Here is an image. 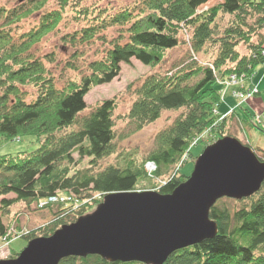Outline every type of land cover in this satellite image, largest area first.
I'll return each instance as SVG.
<instances>
[{
	"label": "trees",
	"instance_id": "obj_1",
	"mask_svg": "<svg viewBox=\"0 0 264 264\" xmlns=\"http://www.w3.org/2000/svg\"><path fill=\"white\" fill-rule=\"evenodd\" d=\"M209 1L139 0L105 17L98 11L92 24L65 39L72 44L106 41L103 32L113 27L119 34L108 41L111 45L103 59L89 63L88 74L64 87L56 86L44 60L35 57L31 49L59 26L66 7L72 5L76 10L80 0H59L57 9L41 15L39 24L18 39L6 26L41 11L47 1L27 0L17 8L0 10V142L31 136L39 143L31 152L0 154L2 238L7 236L4 219L15 204H38L60 192L73 193L77 207L74 203L48 204L45 208H60L51 221L24 237L30 241L50 236L99 204L102 199L98 195L139 189V183L148 179L143 170L148 159L157 164L154 185L170 178L166 185H158L163 194L171 193L188 178L182 169L174 168L193 140L217 121L215 109L220 105L223 86L220 81L232 75L252 77L264 64V0H222L199 13ZM84 14L88 16L90 11L86 9ZM182 44L189 48L188 61L176 71L145 77L124 117H115V99L99 102L82 116L88 110V92L116 78L121 63L135 58L155 68L163 63L167 52ZM30 84L37 94L27 101L28 94L21 87ZM164 111L179 114L157 134L155 148L141 164L125 157L121 162L102 165L117 154V141L155 123ZM237 111L216 127L217 138L225 135L229 119L254 124L249 109L245 111L247 118L241 114L237 117ZM118 121L126 122L125 131L118 132ZM85 158L88 166L79 167ZM10 193L15 197L6 198ZM239 203L230 207L221 198L210 211V217L218 223L217 236L176 251L164 264H264V182L255 195L239 199ZM60 264L144 263L111 262L100 255H88L70 256Z\"/></svg>",
	"mask_w": 264,
	"mask_h": 264
},
{
	"label": "rangeland",
	"instance_id": "obj_2",
	"mask_svg": "<svg viewBox=\"0 0 264 264\" xmlns=\"http://www.w3.org/2000/svg\"><path fill=\"white\" fill-rule=\"evenodd\" d=\"M26 1L27 0H0V10L17 8ZM46 1V5L41 11L32 13L29 17L23 18L10 27L6 26L8 29H12V33L15 34L16 39L23 33L37 26L41 15L59 7V0ZM137 1L139 0H80V6L76 10L75 6L68 5L65 9L64 18L59 26L47 34L39 43L35 44L31 49V53L35 57L44 60L49 74L54 78L57 87H64L70 81L79 82L84 75L89 73L88 65L90 62L103 59L106 56V50L111 45L108 41L117 37L119 31L117 27H113L103 32L108 38L106 41L93 39L86 43L72 44L68 39H65V37L74 35L75 31L92 24L91 20L99 14L98 11L100 13L103 12L105 17V15L113 14L127 6H132ZM220 1L222 0H210L207 4L200 7L198 12L202 13L208 11ZM86 9L90 11L88 16L84 14ZM1 22L4 23V20L1 19ZM51 57L53 58L50 59ZM188 59L189 48L187 45L182 44L178 48L167 52L163 63L155 68L145 65L135 58L131 59L130 63H121V71L116 78L110 83L95 86L88 92L85 97L88 110H86L82 116L89 114L91 107L99 102L107 99H115L118 104L115 110V117L117 119L122 116L124 117V115L129 112L135 99L136 88L142 84L145 77L152 73H170L176 71L181 68ZM220 82L223 85L220 90L221 102L220 105L217 106V109H215L218 119L212 126L216 128L224 118L230 116L233 107H236L239 113L245 118H247L245 113L246 108L249 109L254 115L252 122H254L255 125H246L243 122L240 124L238 121L229 119L224 128L225 135L219 139L226 136L239 138L244 144H250L253 149L255 148L254 151L264 160V64L257 68L252 77H247L242 80V78L233 79V76H230L226 80ZM249 86L252 87L250 95H248L250 91ZM256 86L260 89L259 94L254 93ZM21 88L28 94L26 96L27 101H31L35 98L37 89L34 88V85H25ZM235 92L243 94H237L235 96ZM239 95L242 96L240 97ZM178 114L179 112L164 111L161 118L155 123L149 124L124 140L117 141V154L106 159L102 165L121 162L125 157L130 159L133 158L137 161V164H141L143 159L155 148L157 134L170 126ZM126 126V122L118 121V132L125 131L124 129ZM205 139L208 140V143H211L218 138L217 134L212 132L210 137L206 134ZM38 146L39 143L31 136L7 142L1 141L0 154H17L23 151L31 152L38 148ZM205 146H207V142L202 141L198 150H202ZM75 157L78 158L77 153H75ZM196 161V158H192L182 168V172L186 175L191 174ZM88 162L89 160L87 158L83 159L79 167L86 168L89 164ZM151 183H153V181L149 178L141 181L138 185V191L152 187L154 183ZM3 197L4 196H0V202ZM5 197L10 199L15 197V194L10 193ZM51 198L53 202L48 201V203H45V200H40L38 204L35 202H19L15 204L10 213L6 215L5 223L7 226L13 223L16 230L14 229L15 232L12 231V233L10 231L11 234H9L7 240L3 239L0 235V259L11 258V255L16 252H21L28 245V239L24 237L25 234H28L30 230H37L39 227L46 225L52 220L54 216L53 213L60 208V205L45 208L48 204L59 203L69 206L74 203L73 205L77 207V203L74 202V199H69V197H66L64 194H62V196H55L57 200L59 199L58 201H54V196ZM224 199L230 207H238L241 205L239 199L228 198L227 200L226 197H224ZM38 205L39 207L42 205L43 209H39ZM96 209L95 206L86 213L90 214ZM11 238L13 240L9 242Z\"/></svg>",
	"mask_w": 264,
	"mask_h": 264
},
{
	"label": "water",
	"instance_id": "obj_3",
	"mask_svg": "<svg viewBox=\"0 0 264 264\" xmlns=\"http://www.w3.org/2000/svg\"><path fill=\"white\" fill-rule=\"evenodd\" d=\"M264 182V161L251 147L227 136L208 146L190 178L171 193L113 192L99 208L40 236L0 264H60L70 256L164 264L178 250L214 239L211 208L224 197L243 199Z\"/></svg>",
	"mask_w": 264,
	"mask_h": 264
},
{
	"label": "bare ground",
	"instance_id": "obj_4",
	"mask_svg": "<svg viewBox=\"0 0 264 264\" xmlns=\"http://www.w3.org/2000/svg\"><path fill=\"white\" fill-rule=\"evenodd\" d=\"M233 77H235V78H239V75H232ZM240 76H245V75H240ZM244 78H247L246 76L245 77H242V80L244 79ZM250 87V91L248 92V95H250V92H251V89H252V87L251 86H249ZM255 91H254V93L255 94H259L260 93V89H259V87L258 86H256L255 87ZM237 111V108L236 107H233L232 108V110H231V113H233V112H236ZM238 112V111H237ZM239 115H240V113L238 112V115H237V117H239ZM244 117V116H243ZM173 123V122H172ZM171 123V124H172ZM242 122H240V124H241ZM170 124V125H171ZM243 125V124H242ZM169 127V126H168ZM214 128V129H213ZM243 128V127H242ZM216 128L215 127H213V126H211V127H209V128H207L202 134H200L198 137H196L194 140H193V142H192V144H191V146L188 148V150H187V152L183 155V158L180 160V162H179V164L177 165V167H175L174 168V171H179V169L181 170L192 158H196L197 159V161H198V159L202 156V153L206 150V148L208 147V146H210V145H212L213 143H215L217 140H219V138L217 139V140H214V142H211V143H208V140L207 139H205V135L206 134H208V137H210V134H212V132H214V130H215ZM227 137V136H226ZM236 138V137H235ZM237 139H239V138H237ZM240 140V139H239ZM202 141H205V142H207V146H205L202 150H198V147H199V145H200V143L202 142ZM241 141V140H240ZM242 142V141H241ZM243 143V142H242ZM244 144V143H243ZM244 145H246V144H244ZM246 146H249V147H251V149L253 150V152L257 155V153L254 151V149H253V147L249 144V145H246ZM198 150V151H197ZM191 152H192V154H191ZM257 157L260 159V157L257 155ZM261 160V159H260ZM197 161H196V163H197ZM261 161H263V160H261ZM196 163H195V166H194V168H193V171H194V169H195V167H196ZM150 165H152L153 167H154V165L155 166H157V164H156V162L155 161H153L152 159H148V160H145L144 161V163H143V170H144V172H145V174L148 176V178L149 179H151L152 181L155 179L156 180V178H155V174H156V172H157V170H152L151 168H150ZM150 168V169H149ZM177 168V169H176ZM192 171V172H193ZM173 171H171V173H172ZM149 173H152V174H149ZM192 174V173H191ZM191 174H189V176H188V178L185 180V181H187L189 178H190V176H191ZM149 175H153V176H149ZM169 180H170V178L169 177H166V178H164V179H162V180H158L157 181V185H153V187H149V188H147L146 190H142V191H158V192H160L159 191V184L161 185V184H163V185H166L168 182H169ZM184 181V182H185ZM183 183V182H182ZM151 184H153V183H151ZM181 184V183H180ZM179 184V185H180ZM178 185V186H179ZM177 186V187H178ZM132 191H138V189L137 190H132ZM142 191H139V192H142ZM120 192H130V191H120ZM62 194H64L66 197L68 196L69 197V199H71V198H73L74 199V194L73 193H64V192H60V194H59V196L61 195L62 196ZM108 194H110V193H108ZM256 194V193H255ZM255 194H253V195H255ZM252 195V196H253ZM106 196V195H105ZM105 196L104 197H102V196H100V195H98V199H102V201L99 203V204H97L96 205V208L98 209L99 208V206L103 203V201H104V198H105ZM251 197V196H250ZM51 198V197H50ZM226 198H229V197H226ZM247 198V197H246ZM59 200V199H58ZM220 201V199L217 201V203ZM53 202V201H52ZM216 203V204H217ZM43 206H41V207H39V205H38V208H42ZM213 208V207H212ZM211 208V209H212ZM96 209V210H97ZM95 210V211H96ZM89 214V213H88ZM88 214H84V215H88ZM5 220V219H4ZM77 220H75V222H76ZM16 230V228H15V225L12 223V225H9V226H7V228H6V230H7V236L6 237H4L6 240H7V237L9 236V234H11L12 233V231L13 232H15V230ZM10 231H11V233H10ZM53 234V233H52ZM13 239L11 238V239H9V242H11ZM28 243H29V241H28ZM8 246H9V243H8ZM9 248V247H8ZM9 250V249H8ZM20 253V252H19ZM19 253H18V255H19ZM17 255V256H18ZM88 256V255H87ZM79 257V256H78ZM86 257V256H85ZM102 257V256H101ZM12 258V257H11ZM9 259V258H8ZM111 262H113V261H111ZM133 262H139V261H133Z\"/></svg>",
	"mask_w": 264,
	"mask_h": 264
},
{
	"label": "built area",
	"instance_id": "obj_5",
	"mask_svg": "<svg viewBox=\"0 0 264 264\" xmlns=\"http://www.w3.org/2000/svg\"><path fill=\"white\" fill-rule=\"evenodd\" d=\"M235 77H233V79H234ZM256 90V89H255ZM237 94H243V93H240V92H238V93H236L235 92V96L237 95ZM240 97L242 96V95H239ZM150 168L154 171V170H157V166H155L154 165V167L152 166V165H150ZM149 168V169H150ZM149 174H152V173H149ZM149 176H153V175H149ZM53 199L52 198H49V199H46L44 202L45 203H48V201H52ZM54 201H58L57 200V198H55V196H54ZM44 202H43V205H44ZM42 206V205H41ZM5 239V238H4Z\"/></svg>",
	"mask_w": 264,
	"mask_h": 264
}]
</instances>
